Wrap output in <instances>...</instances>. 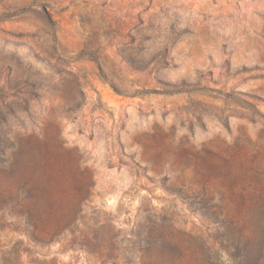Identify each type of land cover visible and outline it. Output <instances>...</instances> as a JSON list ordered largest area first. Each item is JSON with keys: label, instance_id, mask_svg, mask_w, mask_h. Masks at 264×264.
Here are the masks:
<instances>
[{"label": "rangeland", "instance_id": "1", "mask_svg": "<svg viewBox=\"0 0 264 264\" xmlns=\"http://www.w3.org/2000/svg\"><path fill=\"white\" fill-rule=\"evenodd\" d=\"M0 264H264V0H0Z\"/></svg>", "mask_w": 264, "mask_h": 264}]
</instances>
